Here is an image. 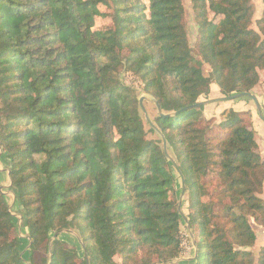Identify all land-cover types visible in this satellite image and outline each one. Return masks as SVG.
Returning a JSON list of instances; mask_svg holds the SVG:
<instances>
[{"label":"trees","instance_id":"obj_1","mask_svg":"<svg viewBox=\"0 0 264 264\" xmlns=\"http://www.w3.org/2000/svg\"><path fill=\"white\" fill-rule=\"evenodd\" d=\"M190 2L201 59L187 41L182 0H0V148L29 243L24 258L0 192V264H117L116 257L170 264L180 257L173 168L161 141L146 140L122 70L171 114H157L151 131L172 148L184 180L194 264L200 254V264H264V246L257 260L250 252L252 224L264 227V158L254 131L230 111L219 124L225 136L211 138L200 126L203 106L179 112L212 83L226 97L256 86L264 14L255 32L252 0ZM100 6L111 10V29L93 30ZM213 175L210 190L205 180ZM64 231L78 246L53 238Z\"/></svg>","mask_w":264,"mask_h":264},{"label":"rangeland","instance_id":"obj_2","mask_svg":"<svg viewBox=\"0 0 264 264\" xmlns=\"http://www.w3.org/2000/svg\"><path fill=\"white\" fill-rule=\"evenodd\" d=\"M143 2H147V0H143ZM255 2H254V0H252L253 16H252V22L250 25V29L257 32L258 29L256 26V22L262 18L263 14H264V7H262L263 9L260 12H258L257 9L260 6H262V4L264 5V0H261V1L258 0L257 1L258 3L257 2L255 3ZM182 4H183V8H184V27H185V31H186L188 44L192 50V56L195 57L196 59H201V57L199 56V53L197 51L198 27H197V24L195 21V14H194V11L192 8V4H191L190 0H182ZM99 11L101 14H103V16L95 18L93 30L111 29L113 27L111 17H109L111 10H109L103 6H100ZM210 18H212V15L209 16V19ZM214 21L216 22L217 19H215ZM262 69H264V68H262ZM202 70H203V74L205 76H211V69L209 68V66L207 64H203ZM259 70H261V69H259ZM119 78H120V80H122V82L124 84L132 87L133 90L136 92V95L138 97V104H139V100L142 99V105L146 111V114H147L149 120L151 122H153L154 119L156 118L157 114H158L156 106H155V102L148 94L144 93L140 80H138V78L134 77L131 73L126 72L125 70H122L120 72ZM211 87L215 88V90H216L215 95H211L212 94ZM222 97H226V96H223L220 93L218 86L215 83H212L210 86L209 94L207 96H200L198 101L204 102V101H208L211 99H218V98H222ZM238 100H240V101L245 100L247 103L253 102L250 98H247V97H241V98H238L236 100L234 99V102L238 101ZM230 102H233V100L219 101L216 103L206 104L203 106V109L201 111V117H202L201 122L202 123L200 124V126L206 127L208 129V131H209L208 135L211 138L219 139V138H223L225 136L226 132L220 128L219 124L222 123L226 119L227 113L231 111V110L224 108L225 106H228L230 104ZM254 107H255V105H254ZM255 111H256V108H254L251 111L248 110V111L236 112L239 114H243L242 117H243L246 125L250 129H252L253 131H254V128H253V121H252L251 112L254 113ZM139 113H140V116L142 118L144 131L146 132V140L158 141V142L160 140L161 142L158 143V145H159V147H161L163 149L161 136L159 135V133L157 131H154V132L151 131V126L145 120L144 115L140 109V106H139ZM254 133L256 135L255 138L257 139V141H256L257 146H258L257 152L261 158H264V145L263 146L261 145V140H260V137L258 136L257 132L254 131ZM166 152H167L168 156L174 162H176L172 148L167 143H166ZM1 155L6 158L3 151H2ZM5 164H6L5 165L6 169H9L8 160L6 161ZM171 166L173 168V173H174L173 175L175 177V187H174L175 189H174V192L170 194V198L176 202L177 207H178V202L180 200L182 201L181 212H182L183 216H185L184 214H186V209L183 208V206L187 204L188 193L185 190L184 195L181 196V190H182L181 178H180L178 172L176 171V169L174 168V166L172 164H171ZM213 177H214V175L211 176L209 179L205 180V181L209 182L208 188L210 190L211 189L213 190L216 187V181L213 179ZM263 190H264V187H263ZM263 190H262L261 195L263 194ZM1 192H4V194H3L4 200L8 206V211L10 212V214L13 218V221L16 225L14 235L20 239V242H21L20 250L22 251L23 257L26 258L27 254H28L27 251H28V246H29L28 231L22 222L21 206L19 205V203L16 200V197L13 193V189L11 187V183H10V188H9L8 192L4 191V190H1ZM261 195H260V198L262 199ZM254 226L255 225L252 224V227H254ZM180 235H181V240H182V253L177 260L173 261L170 264H180V263L181 264H194V262H195V251H197L195 248L196 230H194L192 232L190 230V227L187 224V221L183 220L182 225L180 227ZM57 236H59L60 239L67 242L70 246H78L77 237L73 232L64 231V232L55 234L53 236V238H56ZM252 248H250V252L252 253L254 259L257 260L258 252H259L260 248L256 252L254 250H252ZM79 254L80 255L82 254L81 250H80ZM41 257H43V253L37 252L36 253L37 261ZM185 258H190L192 260H184ZM201 260H202V255L200 254L198 259L196 260V262L198 264H200ZM116 262H117V264H120V258L119 257H116Z\"/></svg>","mask_w":264,"mask_h":264},{"label":"crops","instance_id":"obj_3","mask_svg":"<svg viewBox=\"0 0 264 264\" xmlns=\"http://www.w3.org/2000/svg\"><path fill=\"white\" fill-rule=\"evenodd\" d=\"M255 1L257 2L258 0H254V2ZM262 7H264L263 4H262V6H260L257 9L258 12H260L263 9ZM215 91H216L215 88L211 87V92H212L211 95H215ZM249 93L258 102L262 117L264 118V69H261L258 71V84ZM224 108L231 110V111H234V112H240V111H248V110L251 111L255 107H254L253 102L247 103L245 100H242V101L238 100V101L234 102V100H233V102H230V104L228 106H225ZM251 114H252L251 116H252L254 131L257 132V134L261 140V145L263 146L264 145V123L259 118L258 113L256 111L254 113L251 112ZM255 136L256 135L254 133V139H255V141H257ZM1 154H2V150L0 149V192H1V190L8 192V190L10 188V179H9V169H6V167H5V165H6L5 163L7 161V158L2 156ZM1 194L3 195L4 192H1ZM261 197H262V200L264 201V190H263V194L261 195ZM253 229L255 232L256 240H255V243H254L252 250H254L256 252L257 250H259V248L264 246V227H259V226L255 225L253 227ZM184 260H192V259L185 258Z\"/></svg>","mask_w":264,"mask_h":264},{"label":"water","instance_id":"obj_4","mask_svg":"<svg viewBox=\"0 0 264 264\" xmlns=\"http://www.w3.org/2000/svg\"><path fill=\"white\" fill-rule=\"evenodd\" d=\"M241 97H247V98H250L254 105H255V108H256V111L258 113V116L259 118L263 121L264 123V118L262 117V114H261V110H260V107L258 105V102L256 101V99L249 93V92H244V93H238V94H234V95H231V96H227V97H222V98H218V99H211V100H208V101H204V102H197L196 104L194 105H190V106H187L183 109H181L179 112H184L186 110H190V109H193V108H198V107H201V106H204L206 104H212V103H216V102H219V101H230V100H234V99H238V98H241ZM139 106H140V109L144 115V118L145 120L148 122V124L153 127L152 123L150 122L147 114H146V111L142 105V99L139 100ZM155 106L157 108V112H158V115L160 117H169L171 114H168V115H164L161 113V110L159 108V106L155 103ZM154 128V127H153ZM162 138V147H163V152L166 156V158L168 159V161L174 166V168L176 169V171L178 172L180 178H181V183H182V190H181V196L184 195V192H185V186H184V180L182 178V175L177 167V165L175 164V162L168 156L167 152H166V141L163 137ZM181 205H182V201L180 200L178 202V207H177V211L179 213V215L181 216V218L185 221V218L181 212ZM197 256V251H195V258Z\"/></svg>","mask_w":264,"mask_h":264}]
</instances>
